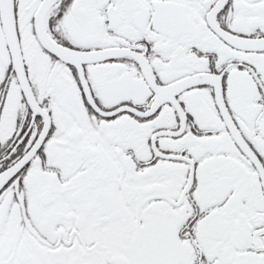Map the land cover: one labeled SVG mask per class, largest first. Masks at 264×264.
<instances>
[{
	"label": "snow or ice",
	"instance_id": "6c2138e0",
	"mask_svg": "<svg viewBox=\"0 0 264 264\" xmlns=\"http://www.w3.org/2000/svg\"><path fill=\"white\" fill-rule=\"evenodd\" d=\"M0 264H264V0H0Z\"/></svg>",
	"mask_w": 264,
	"mask_h": 264
}]
</instances>
